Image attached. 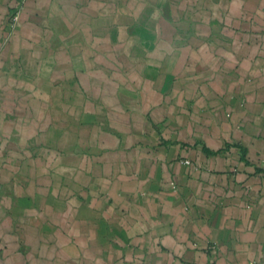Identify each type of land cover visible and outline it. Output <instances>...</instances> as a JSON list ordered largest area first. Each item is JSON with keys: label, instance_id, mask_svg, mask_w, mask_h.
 <instances>
[{"label": "crops", "instance_id": "obj_1", "mask_svg": "<svg viewBox=\"0 0 264 264\" xmlns=\"http://www.w3.org/2000/svg\"><path fill=\"white\" fill-rule=\"evenodd\" d=\"M0 264H264V0H0Z\"/></svg>", "mask_w": 264, "mask_h": 264}, {"label": "built area", "instance_id": "obj_2", "mask_svg": "<svg viewBox=\"0 0 264 264\" xmlns=\"http://www.w3.org/2000/svg\"><path fill=\"white\" fill-rule=\"evenodd\" d=\"M24 1V0H22ZM19 19H20V13L19 11H16L15 13L11 14L10 16V26L11 27H16L17 24L19 23Z\"/></svg>", "mask_w": 264, "mask_h": 264}]
</instances>
